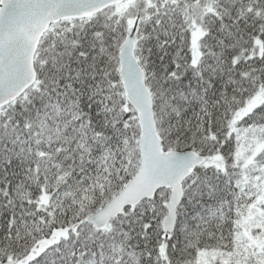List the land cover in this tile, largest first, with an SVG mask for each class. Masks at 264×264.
Segmentation results:
<instances>
[{
	"label": "snow or ice",
	"instance_id": "snow-or-ice-1",
	"mask_svg": "<svg viewBox=\"0 0 264 264\" xmlns=\"http://www.w3.org/2000/svg\"><path fill=\"white\" fill-rule=\"evenodd\" d=\"M0 264H264V0H0Z\"/></svg>",
	"mask_w": 264,
	"mask_h": 264
}]
</instances>
